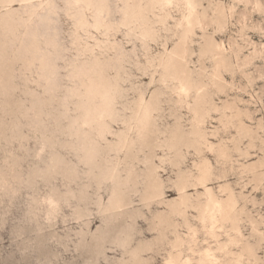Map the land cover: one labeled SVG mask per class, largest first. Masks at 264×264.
<instances>
[{"label":"rangeland","instance_id":"374dc122","mask_svg":"<svg viewBox=\"0 0 264 264\" xmlns=\"http://www.w3.org/2000/svg\"><path fill=\"white\" fill-rule=\"evenodd\" d=\"M41 2L0 0V264H117L144 246L155 264H198L208 237L188 239L182 223L209 166L236 204L224 232L243 236L213 257L264 258V0H172L152 9L163 33L119 27L117 0L99 29L92 11L76 12L78 29L64 0L55 15ZM181 61L206 95L166 108L148 89Z\"/></svg>","mask_w":264,"mask_h":264},{"label":"clouds","instance_id":"9594fccd","mask_svg":"<svg viewBox=\"0 0 264 264\" xmlns=\"http://www.w3.org/2000/svg\"><path fill=\"white\" fill-rule=\"evenodd\" d=\"M118 3H123L124 11L127 12L129 24L119 25V27L132 26L135 27L137 32H141L145 25L151 26L154 30H158L163 33L166 30L167 21L159 15L157 12L152 11L160 5L170 7L172 0H117ZM108 5L106 0H96L95 3H84V0H64V8L60 9L64 15H66L70 21H74L78 29L82 23V18L76 14L77 11L86 12L92 11L93 18L98 21L96 25H88V27H97L99 29V18L104 13ZM191 8V4L188 5ZM39 8L44 12L55 15L57 13L56 5L53 0H42L39 4ZM170 19V18H169ZM160 89L162 95V103H165L166 108L168 104L179 102L181 104L189 103L193 98L202 99L206 95L207 85L200 81L197 74L191 69L186 68L183 61L179 63L175 71L171 73L163 84H152L149 91ZM189 107L191 105L189 104ZM163 112V116H167V110ZM264 143V142H262ZM190 146V145H189ZM264 150V148H262ZM218 178L212 172L211 166H209L205 174L199 176L195 181L194 194L191 198L189 205L190 219L182 223L183 234L190 240H196L198 233L203 232L208 238L203 240V244L206 245L201 255L206 256V260H200L198 264H242L241 259L228 261L223 259V255L220 259L213 257V251L217 254H230V246H238L243 240L241 231L236 224H233L230 229L234 235H229L228 232H224L223 223L225 219L230 215L233 210L236 209L235 202L229 196V199L224 202L221 197L225 194V187L220 188L212 187L216 185ZM162 183L156 182L150 189V194L146 196L144 200L145 207L150 211L151 205L162 201V193L164 189ZM194 214V215H193ZM195 222V223H193ZM253 232L256 229L253 228ZM217 233H223L228 236L226 243H221V237ZM259 237V243L256 246V250L264 245V231L256 232ZM210 238V239H209ZM168 239V237H167ZM173 240V238H172ZM171 240V241H172ZM211 241V243H209ZM122 245V247H126ZM171 245L168 243V248ZM211 249V251L209 250ZM171 251L175 253L176 249L171 248ZM187 251L192 252V248L188 247ZM153 252V249H148L146 246L135 249L137 259L127 261L121 259L117 264H155V261L151 256L143 258L146 254ZM250 258L243 260V264H264V258H257L255 251L249 249ZM194 255V254H193ZM160 264H197L195 259L191 261L177 258L169 259L167 256L160 261Z\"/></svg>","mask_w":264,"mask_h":264}]
</instances>
